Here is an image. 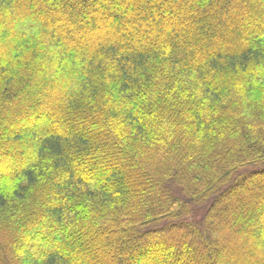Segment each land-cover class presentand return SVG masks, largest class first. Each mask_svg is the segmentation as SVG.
<instances>
[{
	"label": "trees",
	"instance_id": "1",
	"mask_svg": "<svg viewBox=\"0 0 264 264\" xmlns=\"http://www.w3.org/2000/svg\"><path fill=\"white\" fill-rule=\"evenodd\" d=\"M0 264H264V0H0Z\"/></svg>",
	"mask_w": 264,
	"mask_h": 264
},
{
	"label": "rangeland",
	"instance_id": "2",
	"mask_svg": "<svg viewBox=\"0 0 264 264\" xmlns=\"http://www.w3.org/2000/svg\"><path fill=\"white\" fill-rule=\"evenodd\" d=\"M240 189V188H239ZM238 191H240V190H238Z\"/></svg>",
	"mask_w": 264,
	"mask_h": 264
}]
</instances>
